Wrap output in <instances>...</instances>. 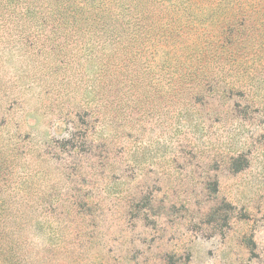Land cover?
I'll return each instance as SVG.
<instances>
[{
    "label": "rangeland",
    "instance_id": "374dc122",
    "mask_svg": "<svg viewBox=\"0 0 264 264\" xmlns=\"http://www.w3.org/2000/svg\"><path fill=\"white\" fill-rule=\"evenodd\" d=\"M8 5L0 264H264V0H195L191 31L118 78L90 33ZM208 39L236 65L163 64Z\"/></svg>",
    "mask_w": 264,
    "mask_h": 264
},
{
    "label": "trees",
    "instance_id": "16d2710c",
    "mask_svg": "<svg viewBox=\"0 0 264 264\" xmlns=\"http://www.w3.org/2000/svg\"><path fill=\"white\" fill-rule=\"evenodd\" d=\"M194 1L0 0V14L4 13L8 4H12V7H7L11 13L22 5L24 11L18 9V12L25 22L49 26L54 32L60 31L64 38L81 32V38H85V32L90 33L87 38L94 36L100 46L105 47H102L103 57L99 58H105L108 67L117 71L115 78H118V73L122 74L124 68L129 69L130 63L133 64L130 73H148V65L143 64L150 59L148 50L151 46H159L163 41L178 42L183 37L179 32L183 24L189 25L187 31H191L193 20H196ZM247 37L246 34L243 39H234L237 49L241 47V40ZM76 38L79 36L76 35ZM209 40L202 47L191 50L190 55L183 59L176 53L171 57L165 53L161 60L175 71L194 75L211 70H229L233 64L236 65L235 58L232 59L229 54L221 57L215 51L217 46L210 45Z\"/></svg>",
    "mask_w": 264,
    "mask_h": 264
}]
</instances>
